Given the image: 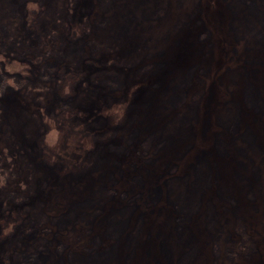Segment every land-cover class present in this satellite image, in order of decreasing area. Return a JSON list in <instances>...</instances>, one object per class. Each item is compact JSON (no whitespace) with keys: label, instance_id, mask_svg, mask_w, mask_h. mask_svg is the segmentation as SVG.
Returning a JSON list of instances; mask_svg holds the SVG:
<instances>
[{"label":"rangeland","instance_id":"obj_1","mask_svg":"<svg viewBox=\"0 0 264 264\" xmlns=\"http://www.w3.org/2000/svg\"><path fill=\"white\" fill-rule=\"evenodd\" d=\"M0 264H264V0H0Z\"/></svg>","mask_w":264,"mask_h":264},{"label":"bare ground","instance_id":"obj_2","mask_svg":"<svg viewBox=\"0 0 264 264\" xmlns=\"http://www.w3.org/2000/svg\"><path fill=\"white\" fill-rule=\"evenodd\" d=\"M108 37H110V36H108ZM109 39H110V38H109ZM109 39H108V40H109Z\"/></svg>","mask_w":264,"mask_h":264}]
</instances>
